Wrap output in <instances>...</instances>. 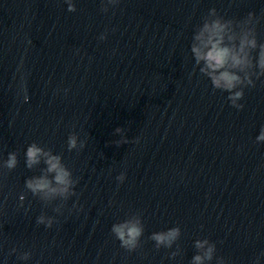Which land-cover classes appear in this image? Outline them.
I'll return each instance as SVG.
<instances>
[{
	"label": "clouds",
	"instance_id": "1",
	"mask_svg": "<svg viewBox=\"0 0 264 264\" xmlns=\"http://www.w3.org/2000/svg\"><path fill=\"white\" fill-rule=\"evenodd\" d=\"M66 2L67 10L75 12L76 7L72 0H66ZM117 2L118 0H107L108 4L114 5ZM102 10L106 12L108 9L104 7ZM255 22L257 21L254 13H249L242 21H233L220 17L216 9L212 8L204 18L202 25L194 32L190 46L195 66L199 68V72L210 80L214 89L229 93L228 101L238 110L244 107L243 104L238 103L244 98V88L255 87L253 77L256 79L264 77V43H259L257 40ZM100 39H106V36L101 35ZM22 90L26 93L23 85ZM28 100L29 97L25 94L24 101L28 102ZM123 131V128L117 127L114 134L120 135ZM256 141L264 142V127L261 128ZM124 142H127L126 139ZM67 146L69 151L83 149L85 142L79 141L78 136L72 133L68 137ZM42 163L44 167L41 169V174L25 180V187L33 196L49 204L57 199L67 201L71 196L76 195L74 189L78 181L73 178L72 171L63 163L62 156L33 142L26 148L25 166L31 170ZM17 165V153L9 152L2 167L11 171ZM116 179L122 183L125 175L121 174ZM19 199L22 202L25 196L21 195ZM61 207L62 205L57 206L54 211L59 213ZM36 223L51 228L54 218L41 214L37 217ZM111 232L122 248L132 252L140 247L144 225L140 215L134 214L122 222L113 224ZM180 236L181 229L177 226L166 231L154 232L149 238L159 249L161 247L171 248ZM194 247L197 249V254L192 257L191 264H206V262L208 264L213 260L216 253L214 243L208 239H198ZM178 254L179 249L172 252L171 256L174 258ZM29 257L30 253L25 252L20 259L27 260ZM217 264H225L224 259L218 258ZM255 264H259V258Z\"/></svg>",
	"mask_w": 264,
	"mask_h": 264
}]
</instances>
